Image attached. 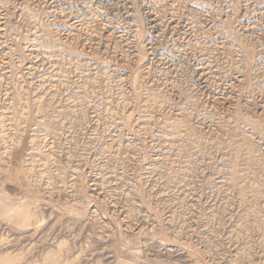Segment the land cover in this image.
Returning a JSON list of instances; mask_svg holds the SVG:
<instances>
[{
  "label": "rangeland",
  "instance_id": "rangeland-1",
  "mask_svg": "<svg viewBox=\"0 0 264 264\" xmlns=\"http://www.w3.org/2000/svg\"><path fill=\"white\" fill-rule=\"evenodd\" d=\"M0 264H264V0H0Z\"/></svg>",
  "mask_w": 264,
  "mask_h": 264
},
{
  "label": "bare ground",
  "instance_id": "bare-ground-1",
  "mask_svg": "<svg viewBox=\"0 0 264 264\" xmlns=\"http://www.w3.org/2000/svg\"><path fill=\"white\" fill-rule=\"evenodd\" d=\"M63 245V244H62Z\"/></svg>",
  "mask_w": 264,
  "mask_h": 264
}]
</instances>
